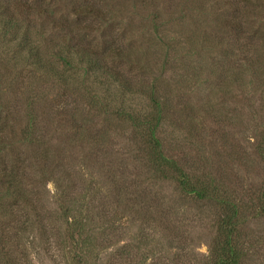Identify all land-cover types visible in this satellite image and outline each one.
<instances>
[{
    "label": "rangeland",
    "instance_id": "rangeland-1",
    "mask_svg": "<svg viewBox=\"0 0 264 264\" xmlns=\"http://www.w3.org/2000/svg\"><path fill=\"white\" fill-rule=\"evenodd\" d=\"M92 1L116 20L108 37L115 36L122 48L146 46L138 62L132 56L107 61L132 83L135 95L127 94L125 101L118 84L106 93L98 82L83 79L80 66L73 71L60 61L52 65L54 76H75L66 90L56 89L53 77L9 62L13 47L3 49L7 45L0 43V119L7 123L0 131L5 141L0 172L14 168L31 201L11 207L7 199L0 202V264H207L219 215L213 205L184 197L175 181L163 178L152 156L149 118L158 103L157 136L165 154L189 169L213 174L236 202L250 205V191L263 178L256 146L264 133V67L242 68L243 61L226 52L223 34L219 44L199 47L202 32L218 34L217 13L227 0H203L209 8L201 14L202 0H189L188 9L195 10L184 13L200 14L202 23L196 26L187 16L159 34L148 27L154 7L148 1ZM41 2L49 10L46 17L34 18L46 30L42 39L56 32L68 41L83 37L79 26L90 21L75 14L69 0ZM51 19L66 22L64 30L54 29ZM129 21L137 22L130 26ZM92 22L86 40L99 51L103 38L98 21ZM41 38L35 35L36 42ZM234 73L240 83L233 84ZM28 97L39 113L41 146L21 141ZM6 105L21 117L15 121ZM42 150L52 159L41 164ZM102 205L113 212L110 218L101 213ZM238 234L246 253L242 264H264V219L248 209Z\"/></svg>",
    "mask_w": 264,
    "mask_h": 264
},
{
    "label": "trees",
    "instance_id": "trees-1",
    "mask_svg": "<svg viewBox=\"0 0 264 264\" xmlns=\"http://www.w3.org/2000/svg\"><path fill=\"white\" fill-rule=\"evenodd\" d=\"M41 1L44 2L46 0H33L31 2L28 0H4V4L0 2V43L7 45L3 49L13 47L14 50L9 62L20 67L22 64H26V67L32 71V74L40 75L39 73H46L54 78L52 80L53 86L59 90H66L65 88L69 85V79H72L75 75L71 72L72 76L68 75L66 78L62 77V75H57L59 78L54 76L56 72H53V63L60 61L67 69H71L69 66H72L73 71L80 66L83 70V79L85 81L92 80V82H98L104 86L106 93L111 87L118 84L122 91L121 101H125L127 94L134 96L135 90L132 87L131 81L123 73L113 68L107 61H122L125 58L131 59L132 56L138 62L139 58H141V52L142 56L147 54L143 50L146 46L142 49L133 46L122 48L117 44L115 36L110 35L112 38L110 36L108 37L107 34L111 28L115 30L116 20H114L113 16L109 15V10H104L98 6L97 1L92 0H69L71 7H73V12L75 14L78 13L77 15L86 16L88 21L91 22L84 24V26H79V31L83 32L84 38L79 37L77 40L68 41L56 32L49 34L46 40L45 38L42 39L41 37H44L43 33L46 30L42 28L41 24H34V18L40 15L46 17L45 10L48 12L49 10L42 7ZM147 1L149 2L148 4L154 6L148 20L150 26L145 23L144 19H139L140 21L138 22L145 23L146 26L151 27L158 34L163 32L164 27L170 23L183 24V20L187 16H190L192 18L191 22L198 26L203 21L200 14L209 8L206 7V3L202 0L199 2V7H197V11L200 14H186L188 11L195 10L194 8L192 10L188 9L187 3L189 0H144V2ZM226 2V7L220 8L221 11L219 10L220 12L217 13L218 17L216 20L220 25L216 31L218 34L212 36L206 31L202 32L199 40L202 45L199 47L205 49L203 46L210 42L219 44L221 39L224 38L221 36L223 34L227 36V45L230 49L226 50V52L242 60V68L244 66L251 69L258 66L263 68L264 0H227ZM14 7L17 8V11H15ZM190 18L188 19L189 21ZM54 19H51L53 28L56 30H64L66 22L56 21ZM93 20L98 21V27L101 32L99 35L103 38L102 47L99 51L94 49V44L91 45L86 40L90 35L89 31H93L91 29ZM158 20L161 21L158 22ZM136 22L129 21L128 24L131 26L132 23ZM57 25H59L58 28L55 27ZM69 29L71 28L67 30ZM35 35H38L42 39L41 43L35 41ZM191 38L195 40L193 35H191ZM187 41L189 42L190 38ZM229 54L228 56L226 54V56L229 57ZM145 63L148 65L147 62ZM234 64L237 70L241 68V64L236 60H234ZM232 79L233 84L241 82L238 73H234ZM43 97L44 95L41 96V98ZM107 98L111 100L108 96ZM29 99L30 97L24 102L27 105V114L26 123L19 131L22 136L21 141L29 145L41 146L45 142H43L41 129H39L36 122V120H39V113L31 104L29 105ZM155 107L158 110L152 112V114L156 115L149 118L150 123L147 121L149 124L147 128L149 129L148 134L152 138V156L158 169L162 173H165L163 178L175 181L178 188L184 194V197H192L195 202H207L210 206L213 205V210L217 212L221 221L218 235L215 236L214 244L211 247V260L207 264H242L246 253H243L238 243L240 238L238 227L241 225L243 213L249 209L255 218L264 219V133L261 135V140L256 146L257 155L263 165L262 183H260L258 188L250 191L254 196L253 200L251 198L248 199V202L251 204L245 203L246 205H244L243 202H236L237 199L227 190V186L221 183L217 177L211 176L213 174L205 170L196 171L195 169H189L185 165H182L183 162L181 164V161H176L165 154L159 137L157 136V131H161L158 119L161 111L158 103H155ZM5 108L9 112V115L13 116L15 121L16 117H21V112L17 110L12 111L11 105H6ZM43 115L49 116L48 114ZM42 121L45 120L43 119ZM72 126L74 125L72 124ZM5 127H7V123L0 119V131H3ZM8 130L11 131V129ZM3 139L4 136L0 135V150H2L1 146L5 142ZM49 153L47 150L39 152L38 156H41V164L42 160L52 159ZM56 154L57 160L63 157L59 151ZM12 171V174L5 171L0 172V202L6 199L9 200V207L13 205L19 206L22 201L26 203L31 202L25 191H23V180L19 178L20 175L15 173L14 168ZM27 206L29 205H26V208ZM103 206H101V213L104 214V217L108 216L110 218L113 212L108 214L109 211L106 208L104 209ZM117 213H119L118 208ZM77 224L76 222L73 226ZM26 228L24 227V230ZM168 228L171 229L170 226ZM76 235L81 234L79 232ZM141 245L142 242H139L140 248ZM132 249L139 250V247L132 246Z\"/></svg>",
    "mask_w": 264,
    "mask_h": 264
}]
</instances>
